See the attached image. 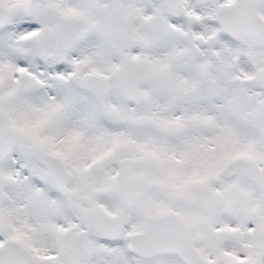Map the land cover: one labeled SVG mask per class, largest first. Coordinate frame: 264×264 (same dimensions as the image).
<instances>
[{
	"label": "snow or ice",
	"instance_id": "1",
	"mask_svg": "<svg viewBox=\"0 0 264 264\" xmlns=\"http://www.w3.org/2000/svg\"><path fill=\"white\" fill-rule=\"evenodd\" d=\"M0 264H264V0H0Z\"/></svg>",
	"mask_w": 264,
	"mask_h": 264
}]
</instances>
